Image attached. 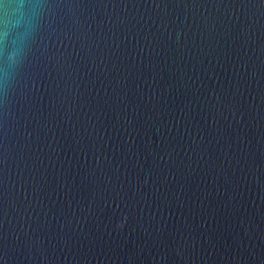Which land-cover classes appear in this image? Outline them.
<instances>
[{
    "label": "water",
    "instance_id": "obj_1",
    "mask_svg": "<svg viewBox=\"0 0 264 264\" xmlns=\"http://www.w3.org/2000/svg\"><path fill=\"white\" fill-rule=\"evenodd\" d=\"M0 264H264V0H0Z\"/></svg>",
    "mask_w": 264,
    "mask_h": 264
}]
</instances>
